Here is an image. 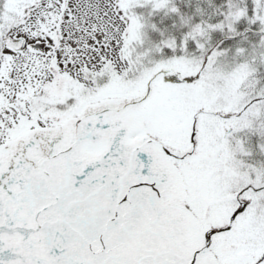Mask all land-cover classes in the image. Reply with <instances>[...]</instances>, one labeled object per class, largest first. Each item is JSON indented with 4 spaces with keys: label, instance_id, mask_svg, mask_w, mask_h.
Wrapping results in <instances>:
<instances>
[{
    "label": "snow or ice",
    "instance_id": "1",
    "mask_svg": "<svg viewBox=\"0 0 264 264\" xmlns=\"http://www.w3.org/2000/svg\"><path fill=\"white\" fill-rule=\"evenodd\" d=\"M0 264H264V0H0Z\"/></svg>",
    "mask_w": 264,
    "mask_h": 264
}]
</instances>
